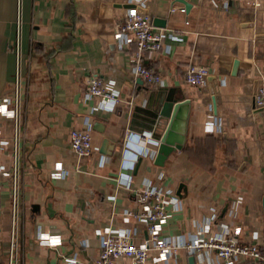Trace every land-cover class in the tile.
<instances>
[{"label":"crops","instance_id":"obj_1","mask_svg":"<svg viewBox=\"0 0 264 264\" xmlns=\"http://www.w3.org/2000/svg\"><path fill=\"white\" fill-rule=\"evenodd\" d=\"M137 2L153 23L156 17L166 21V26L154 23L167 31L164 47L143 58L162 76V85H150L136 73V44L117 37L119 23ZM259 2L200 0L186 12L176 0L23 1L22 264H66L64 255L94 260L103 237L114 231L143 243L147 226L128 219L125 211L140 208L138 190L152 183L178 197L177 207L169 206L163 235L189 240L233 232L242 242L264 247V113L255 107L264 85V0ZM17 13L18 0H0V135L9 140L0 160V264H8L11 233L6 172L13 123L6 98L14 94ZM192 62L209 67L213 90L208 80L202 86L188 83ZM93 75L120 92L118 107L107 109L86 97L87 78ZM161 87L176 89L190 103L177 125V135L186 137L183 148L157 164L155 140L146 133L147 148L137 146L134 140L142 135L129 124L147 89ZM87 122L97 152L79 157L70 134L87 128ZM59 166L66 173L58 175ZM44 233L59 235L62 243L45 245ZM191 254L180 247L156 261L157 252L151 251V264H190ZM194 254L196 264H228L215 252ZM237 264L259 263L241 259Z\"/></svg>","mask_w":264,"mask_h":264},{"label":"built area","instance_id":"obj_2","mask_svg":"<svg viewBox=\"0 0 264 264\" xmlns=\"http://www.w3.org/2000/svg\"><path fill=\"white\" fill-rule=\"evenodd\" d=\"M23 1L18 0L17 34L14 42L17 56L14 94L12 97L6 98L7 105L11 106L10 116L13 123V132L10 140L11 150L9 153L11 164L6 172L10 180L11 191V233L8 264H22L23 259L25 223V212L21 201L24 188L23 139L25 138L22 128L25 79L23 70ZM256 3L260 5L259 0H256ZM138 7L137 2L128 8L119 23L117 37L120 40L136 44V51L133 55L136 73L150 85H162L164 83L162 76L153 68L147 67L143 62V58L144 53L147 51L161 50L168 34L166 29L157 28L153 23V17L150 14L141 12ZM180 10L186 11L185 6H182ZM210 74L209 67L192 62L188 66L186 80L192 85L202 86L206 83ZM86 97L99 99L107 109L111 110L118 107L122 101L120 92L111 83L105 82L97 75L87 78ZM255 101L256 106L264 113V85L259 87ZM1 107L3 105H0ZM87 123L89 125L87 128H73L70 134L71 147L79 157L93 156L97 152L90 122ZM134 142L137 146L147 148L148 138L144 135L138 136ZM8 144L9 140L0 135V160L7 152ZM138 155L136 152L131 159H135ZM127 160L130 161V158ZM59 167L58 175L66 173L62 166ZM0 172H2L1 166ZM126 184L128 185V182ZM137 195L140 208L137 210H126L125 215L128 219L136 218L147 226L148 237L143 243H135L127 232H109L102 239L99 256L96 259L81 261L76 256L64 255L62 260L66 264H116L120 259L127 258L131 260V264H151V251L157 252L155 260L159 261L168 259L178 248L184 247L191 253L215 252L220 259L228 264H237L241 259H249L259 264H264V247L256 242H242L233 232L226 235L208 233L189 240L163 235L164 225L170 216L169 206L174 205L177 207L179 203L178 197L173 190L165 189L154 183L140 188ZM41 238L42 242L51 248H56L62 243L61 237L56 234L44 233Z\"/></svg>","mask_w":264,"mask_h":264},{"label":"water","instance_id":"obj_3","mask_svg":"<svg viewBox=\"0 0 264 264\" xmlns=\"http://www.w3.org/2000/svg\"><path fill=\"white\" fill-rule=\"evenodd\" d=\"M185 6L186 12H189L191 8L200 2V0H176ZM133 6V4L131 5ZM130 6V7H131ZM143 13H147V10L142 7H138ZM154 23L159 26H166L165 19L156 17ZM239 60L235 61L233 75L238 73ZM215 79L214 75H209L207 80L211 84ZM148 90L141 100L136 103L131 112L129 130L139 133H149L157 144V154L155 162L157 164H163L166 158L175 150L183 148L186 137H179L177 135L178 121L183 115V109L189 105L190 99L183 98L179 95V91L174 88H158ZM214 108L217 111L216 97L213 96ZM256 107V102H255ZM258 111H262L258 108ZM183 185L178 189V194L181 195ZM263 209H264V197H263ZM190 264H196V255L193 253L189 257Z\"/></svg>","mask_w":264,"mask_h":264}]
</instances>
